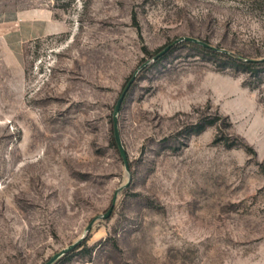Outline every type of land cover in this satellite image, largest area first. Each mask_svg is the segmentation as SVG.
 Returning a JSON list of instances; mask_svg holds the SVG:
<instances>
[{"label": "rangeland", "instance_id": "rangeland-1", "mask_svg": "<svg viewBox=\"0 0 264 264\" xmlns=\"http://www.w3.org/2000/svg\"><path fill=\"white\" fill-rule=\"evenodd\" d=\"M187 38L264 60V0H0V264H264V67Z\"/></svg>", "mask_w": 264, "mask_h": 264}, {"label": "trees", "instance_id": "trees-1", "mask_svg": "<svg viewBox=\"0 0 264 264\" xmlns=\"http://www.w3.org/2000/svg\"><path fill=\"white\" fill-rule=\"evenodd\" d=\"M186 43H190L196 47H199L200 49H202L204 51H207V52H210V53H213L216 55L224 56V57L228 58L229 60H231L232 62H235L238 64L240 63L243 66V68L246 70H252V69L258 70V69L264 67V60H261V61L247 60V61H242V63H241V62H239V60H237L233 56L225 54L223 52H220L219 50H215L212 47L200 45V44L195 43V42H186ZM147 53L154 58L157 57V55H158L157 52L156 53H150L147 51ZM158 58H159V56H158ZM214 124H215L214 120H208L205 123L192 125V127L190 128V135H198V134L202 133L208 126H211ZM217 141L223 142V144L227 147H232L234 145V143H231L228 138L219 139Z\"/></svg>", "mask_w": 264, "mask_h": 264}, {"label": "water", "instance_id": "water-1", "mask_svg": "<svg viewBox=\"0 0 264 264\" xmlns=\"http://www.w3.org/2000/svg\"><path fill=\"white\" fill-rule=\"evenodd\" d=\"M187 40L188 41H193V42H199L198 40H195L193 38H187ZM200 43H202V42H200ZM203 45L207 46L206 44H203ZM133 81H134V78H132L130 80V82L128 83V85L125 87L123 93L121 94V97L119 98L118 103L116 105L115 114H117L119 112V110L121 108V105H122V103H123V101H124V99L126 97V94H127V92H128V90H129V88H130V86H131V84H132ZM115 133H116V137H117V140H118V144H119L120 151H121L122 156H123V158L125 160L126 167H127V169H129L127 155H126L123 147L121 146V144L119 142L118 131H117V126H116V117H115ZM111 213H112V209L109 210V212L105 215V217H109L111 215ZM53 260H55V258L52 259L51 261H49L47 264H50Z\"/></svg>", "mask_w": 264, "mask_h": 264}, {"label": "crops", "instance_id": "crops-1", "mask_svg": "<svg viewBox=\"0 0 264 264\" xmlns=\"http://www.w3.org/2000/svg\"><path fill=\"white\" fill-rule=\"evenodd\" d=\"M50 18H52V17H50ZM39 35H40V34H38V35H37V36H35V37H39Z\"/></svg>", "mask_w": 264, "mask_h": 264}]
</instances>
